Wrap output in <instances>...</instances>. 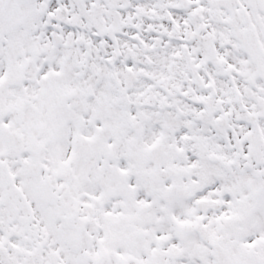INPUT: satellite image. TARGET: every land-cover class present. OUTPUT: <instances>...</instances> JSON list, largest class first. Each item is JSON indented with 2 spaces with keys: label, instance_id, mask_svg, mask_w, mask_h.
<instances>
[{
  "label": "snow or ice",
  "instance_id": "6c2138e0",
  "mask_svg": "<svg viewBox=\"0 0 264 264\" xmlns=\"http://www.w3.org/2000/svg\"><path fill=\"white\" fill-rule=\"evenodd\" d=\"M0 264H264V0H0Z\"/></svg>",
  "mask_w": 264,
  "mask_h": 264
}]
</instances>
